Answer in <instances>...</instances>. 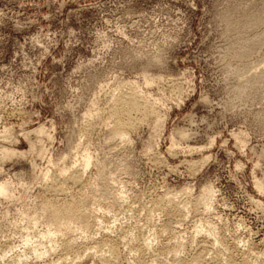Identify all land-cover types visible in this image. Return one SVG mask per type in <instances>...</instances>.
Wrapping results in <instances>:
<instances>
[{"label": "rangeland", "instance_id": "obj_1", "mask_svg": "<svg viewBox=\"0 0 264 264\" xmlns=\"http://www.w3.org/2000/svg\"><path fill=\"white\" fill-rule=\"evenodd\" d=\"M132 86L152 111L118 129ZM0 183V264H264V0H0Z\"/></svg>", "mask_w": 264, "mask_h": 264}, {"label": "bare ground", "instance_id": "obj_2", "mask_svg": "<svg viewBox=\"0 0 264 264\" xmlns=\"http://www.w3.org/2000/svg\"><path fill=\"white\" fill-rule=\"evenodd\" d=\"M133 87V86H132ZM129 88V87H127ZM113 96V94H112ZM111 97V96H110ZM111 118H113V121L116 123L118 129H123L126 126H132L133 123V117L132 113L134 112H140L144 116H147L148 113L152 111L151 105L148 104L147 98L142 95L141 91L136 89V87L130 88V89H123L120 94L113 96L111 98ZM110 103V104H111ZM132 120V121H131ZM94 128L93 124H90L88 128L86 129V132L91 131V129ZM38 133H41V135H47L48 131L44 127H40L37 129ZM238 138V137H237ZM86 152V150H85ZM84 153V151H83ZM3 156L8 155V151H4ZM83 162L82 167L74 169L70 172L71 168L69 170L63 169L62 173H60L57 178H55L54 181L48 186L49 190L52 192V194L60 195V194H66L69 188H72L73 186H78V188L82 185H84L83 176L86 172V169L91 165L92 163V157L89 153H84L83 155ZM75 168V166H74ZM68 171L70 172L69 175H67ZM49 174V171L45 174L47 177ZM74 187V188H75ZM258 187L263 190V187L261 184H258ZM51 188V189H50ZM0 194L2 195H8V191L6 186L3 183H0ZM54 196V195H53ZM51 206H56L58 203L55 199L50 200ZM185 204L182 202H179L177 200L171 199L167 200L164 198H158L156 200H153V206L157 209H161L163 211H169L174 212L178 214L179 216H185ZM204 207L207 208V205L204 204ZM54 213L60 214V213H66L69 216H72L74 214L76 215H82L78 210H76L74 202H65L63 204V207L61 209H57L54 211ZM181 218V217H180ZM184 218V217H182ZM61 225L57 226L58 230H61V227L63 224H70L69 230L76 231L77 229L81 228L76 225V223H73V221L64 220L59 221ZM95 223V221H94ZM79 224V223H78ZM90 225L89 221L86 223V226ZM203 228L198 229V232H201ZM108 236V235H107ZM105 237L101 240V242H98L97 245H95V249H107L111 248L112 250H115L119 248V242L115 240V238L112 237ZM74 236H67L62 239V246L64 248L66 247H73L72 245H75ZM195 239V236L193 237ZM29 239H27L28 241ZM245 243V242H244ZM152 245V241L150 238H145V234H142V242H139L140 248H149ZM236 252V253H235ZM230 264H250L249 258L250 254L248 251H244L238 248V245H235V249L230 253ZM236 254L239 255V257H236ZM102 262L104 264H115V260L113 257H103ZM215 264H223L220 257H216V259L213 261Z\"/></svg>", "mask_w": 264, "mask_h": 264}]
</instances>
